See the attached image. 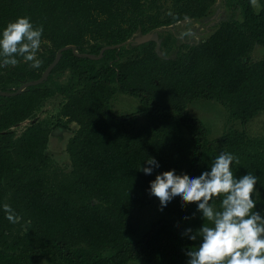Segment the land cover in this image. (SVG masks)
Wrapping results in <instances>:
<instances>
[{
    "label": "trees",
    "instance_id": "1",
    "mask_svg": "<svg viewBox=\"0 0 264 264\" xmlns=\"http://www.w3.org/2000/svg\"><path fill=\"white\" fill-rule=\"evenodd\" d=\"M214 2L171 0L165 10L160 0H0V33L27 16L34 26H43L44 43L37 54L39 68L22 57L14 66L0 63V90L39 78L62 46L98 54L137 32L200 18ZM225 3L233 11L239 8V15L222 20L198 43L183 44L174 57L159 56L153 41L124 60H118L121 48L105 49L98 59L62 51L47 80L69 70L68 82L54 86L64 96L59 127L76 124L65 146L68 172L49 171L44 125L30 121L18 135L12 128L32 117L53 92L46 82L0 95V264L44 259L51 264H182L186 252L200 243L186 230L211 226L196 203L174 197L161 210L159 201L160 216L141 234L132 215L152 205L150 182L157 174L174 169L198 177L211 170L221 152L238 158L232 165L237 179L249 172L258 177L253 211L264 216V136L231 129L222 137L223 148L212 150L207 127L187 109L189 103L206 106L211 102L204 100H215L241 123L264 110V58L250 56L255 45H264V0H258V8L250 0ZM168 43L164 36L161 50ZM116 92L138 98L140 107L115 114L109 101ZM150 157L159 167L146 175L141 168ZM221 199L210 203L219 210ZM4 204L22 217L19 223L6 219Z\"/></svg>",
    "mask_w": 264,
    "mask_h": 264
},
{
    "label": "clouds",
    "instance_id": "2",
    "mask_svg": "<svg viewBox=\"0 0 264 264\" xmlns=\"http://www.w3.org/2000/svg\"><path fill=\"white\" fill-rule=\"evenodd\" d=\"M250 3L258 6V0ZM42 33L43 26H34L27 16L9 22L0 33V63L14 66L22 57L32 62L33 68H39L42 61L37 52ZM234 161L239 163L232 153L221 152L211 170L198 177L178 175L173 169L157 174L150 182V195L159 199L161 210L174 197H181L184 204L196 203L204 220L211 222V226L204 223L195 233L191 228L184 233H191L189 239L193 241L202 238L198 247L186 252L188 264H264V216L253 211L257 202L253 193L259 195L255 187L258 177L249 172L237 179L232 171ZM146 163L148 166L141 168L146 175L152 173L153 167H159L155 158L150 157ZM221 197L217 210L210 202ZM3 210L11 223L21 221L22 217L9 204H4Z\"/></svg>",
    "mask_w": 264,
    "mask_h": 264
},
{
    "label": "rangeland",
    "instance_id": "3",
    "mask_svg": "<svg viewBox=\"0 0 264 264\" xmlns=\"http://www.w3.org/2000/svg\"><path fill=\"white\" fill-rule=\"evenodd\" d=\"M162 9H169L171 6V0H160ZM255 8H258L255 7ZM239 8L233 11V8L226 5L225 0H215L209 11L201 16L200 18L193 19L187 18L182 21L175 22L168 26H161L157 28L158 34L163 38L164 36L169 37L168 45L163 47L161 50L162 55L167 57H174L180 46L183 44L198 43L200 40L207 38L220 24L222 20H226L232 16L239 15ZM235 15H234V14ZM139 33V32H137ZM162 42V41H161ZM43 44L38 50L37 54L43 51ZM140 45H132L125 43L119 48L118 60H124L132 56L136 51L140 49ZM161 48V46H160ZM40 51V52H39ZM252 60H259L264 58V45H255L251 54ZM69 79V70H65L60 77H54L52 80L44 81L45 87L53 92L44 97L34 115L26 120H23L19 124L13 126L14 133L18 135L22 129L29 124L30 121L40 122L47 128L48 142L46 146V152L50 157L51 166L49 171L51 172L54 167H58L62 172L69 171V157L65 150L67 139L73 134L76 128L75 123H69L67 129L62 130L59 124L63 123L64 119L59 115V110L62 103L64 102V96L57 93L55 84H66ZM18 86V85H17ZM204 100V99H199ZM211 102L204 106L202 102H198L200 105L195 103L188 104V112L193 117L200 118L204 125L208 129L207 138L212 150L219 151L223 148L222 137L224 133L231 129H237L245 132L246 136L251 138H260L264 136V110L255 115L252 119L246 123H241L238 120L229 118L226 109L219 105L215 100H204ZM111 110L115 114H128L136 111L139 107L138 98L121 94L116 92L109 101ZM204 106V107H199ZM143 121V117L139 118L138 124ZM127 129H130L129 127ZM186 134V130H184ZM151 206L144 207L137 210L132 215V222L138 227L140 234L146 230L149 223L152 220L157 219L160 216V211L155 207L159 199L154 195H151ZM200 242L202 238H199ZM199 245V244H198ZM197 245V247H198ZM196 248V247H195ZM188 256L186 255L182 261V264H188ZM34 264H51L47 260ZM128 264H142L139 261L129 262Z\"/></svg>",
    "mask_w": 264,
    "mask_h": 264
},
{
    "label": "water",
    "instance_id": "4",
    "mask_svg": "<svg viewBox=\"0 0 264 264\" xmlns=\"http://www.w3.org/2000/svg\"><path fill=\"white\" fill-rule=\"evenodd\" d=\"M148 41H153L155 43V46H154L155 52L159 56H162L161 48H160L162 38L159 37V34H158L157 30H154L152 32H146L144 34L135 33L131 38L127 39L126 41H124L122 43L113 44V45H105V46H103L100 49L98 54H91V53H88V52L78 53L77 50H76V46L70 45V44L62 46L56 51L54 59L42 71V73L39 76V78H37L35 80H28L26 82H23L17 88L12 89L10 91L0 90V95H4V96L16 95V94H19L22 91H24L28 86L37 85V84H40V83L44 82L47 79V77H48L50 71L52 70V68L59 61V59L61 57V54H62V51H64V50L71 49L78 56H84V57H88V58H92V59H98V58L102 57L103 51L105 49L119 48L121 45H123L125 43H130L132 45H138V44H142V43H145V42H148Z\"/></svg>",
    "mask_w": 264,
    "mask_h": 264
}]
</instances>
